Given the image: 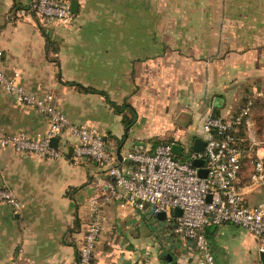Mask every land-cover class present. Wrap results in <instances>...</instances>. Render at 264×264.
<instances>
[{
  "label": "crops",
  "instance_id": "0c3cea01",
  "mask_svg": "<svg viewBox=\"0 0 264 264\" xmlns=\"http://www.w3.org/2000/svg\"><path fill=\"white\" fill-rule=\"evenodd\" d=\"M15 2L29 0H0L1 66L18 71L29 91L54 94L72 122L96 126L125 170L126 153L137 142L192 143L206 137L208 116L232 114L262 94L264 0H78L69 19L47 25L33 12L19 15ZM71 80L127 100L137 111L135 122L126 126L104 94ZM252 120L263 138L264 114L255 108ZM47 127L40 110L17 103L0 83V137L16 131L41 137ZM250 169L248 162L240 184ZM104 176L89 157L42 158L0 141V186L21 202L17 211L0 201V264H77L92 219L90 196ZM247 195L255 202L264 189H247ZM103 210L107 230L94 264H202L196 248L150 205L141 209L114 196ZM205 232L214 264L263 263L246 228L227 222Z\"/></svg>",
  "mask_w": 264,
  "mask_h": 264
},
{
  "label": "built area",
  "instance_id": "2783aa9c",
  "mask_svg": "<svg viewBox=\"0 0 264 264\" xmlns=\"http://www.w3.org/2000/svg\"><path fill=\"white\" fill-rule=\"evenodd\" d=\"M27 12L35 13L45 25L61 22L72 15L71 1L29 0L18 14ZM0 83L13 93L17 103L37 108L48 120L43 136L16 131L1 136L2 144H12L16 151L42 158L65 155L71 145L76 161L84 157L94 159L105 173L90 196L92 219L77 264H94L97 241L107 230L103 208L114 196L122 204L127 202L141 209L148 204L155 215L164 211L163 220L171 232L196 248L202 264H214L215 260L205 232L211 224L230 222L246 228L256 240L257 251L264 252V198L251 202L247 195V189H264V154L259 152L264 147V136L256 137L252 120L255 97L249 96L232 114L210 115L204 120V150L191 147L180 159L172 142L148 145L139 141L126 153L130 167L125 170L119 165L117 154L107 149L104 134L91 124L72 122L54 103V94L29 91L20 81L18 71L9 73L1 64ZM54 136L58 137L57 145L51 143ZM184 151L183 145L181 153ZM196 158L205 161L195 165ZM248 162L251 169L242 185L240 176ZM201 166L207 169L206 175L200 174ZM0 201L17 211L21 207L16 193L7 186H0ZM177 206L182 210L180 214L175 212Z\"/></svg>",
  "mask_w": 264,
  "mask_h": 264
},
{
  "label": "trees",
  "instance_id": "16d2710c",
  "mask_svg": "<svg viewBox=\"0 0 264 264\" xmlns=\"http://www.w3.org/2000/svg\"><path fill=\"white\" fill-rule=\"evenodd\" d=\"M17 7H25L23 4L19 3V2H15V8ZM48 40V47L51 45V43H53L50 39V37L47 38ZM54 48L56 49V47L54 46ZM69 83H73V84H77L80 87H82L83 89L87 90V91H95V92H100L102 94L105 95L108 103L114 108V110L120 114H122L123 117V121L126 124V126H130L131 124H133L137 118V111L135 109V107L128 102L127 100L123 101V102H118L116 100H114L106 91L92 87V86H85L82 83L78 82V81H68ZM214 115H218V114H214ZM122 140V139H121ZM168 142L167 140H155L154 143H158V142Z\"/></svg>",
  "mask_w": 264,
  "mask_h": 264
},
{
  "label": "water",
  "instance_id": "95a60500",
  "mask_svg": "<svg viewBox=\"0 0 264 264\" xmlns=\"http://www.w3.org/2000/svg\"><path fill=\"white\" fill-rule=\"evenodd\" d=\"M71 9L73 12H76L78 10V0H72L71 1ZM51 143L54 144V145H57L58 143V137L57 136H54L51 138ZM205 144H206V140L202 137H196L193 142H192V147L194 150H198V151H202L204 150L205 148ZM182 148H183V145L178 143V142H172V149L173 151L176 153V154H181L182 152ZM72 152H73V146H70L68 152H67V156H71L72 155ZM119 155H120V150H119ZM204 159L203 158H196L193 160V163L195 165H202L204 163ZM199 172L201 175H206V172H207V169L204 168V167H200L199 168ZM208 198H210V194L208 195ZM181 208L179 206H177L175 208V212L176 214H180L181 213ZM157 216L159 218H164L165 217V212L164 211H160L157 213ZM261 260L262 262L264 263V252L261 253Z\"/></svg>",
  "mask_w": 264,
  "mask_h": 264
},
{
  "label": "rangeland",
  "instance_id": "374dc122",
  "mask_svg": "<svg viewBox=\"0 0 264 264\" xmlns=\"http://www.w3.org/2000/svg\"><path fill=\"white\" fill-rule=\"evenodd\" d=\"M259 90H261L262 94L260 93L261 95H258V98L256 97L255 108L258 110V114H262L263 115L264 114V81H261V84L259 85ZM263 129H264V125H263ZM261 133H264V130H262ZM191 144L192 143H191L190 140H187L186 142H184L183 145H184L185 151L183 153H181V154H177V157H179L180 159H184L185 155L188 153V151L192 147ZM261 154H264V147L262 148ZM162 220L158 221V223H159L158 225H160V227L164 225V222H162ZM249 252H255V251L252 249Z\"/></svg>",
  "mask_w": 264,
  "mask_h": 264
}]
</instances>
